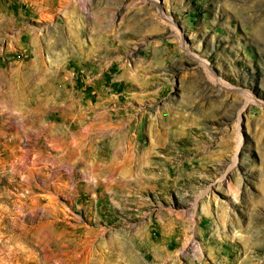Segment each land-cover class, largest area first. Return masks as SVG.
<instances>
[{"label": "rangeland", "instance_id": "374dc122", "mask_svg": "<svg viewBox=\"0 0 264 264\" xmlns=\"http://www.w3.org/2000/svg\"><path fill=\"white\" fill-rule=\"evenodd\" d=\"M0 264H264V0H0Z\"/></svg>", "mask_w": 264, "mask_h": 264}]
</instances>
